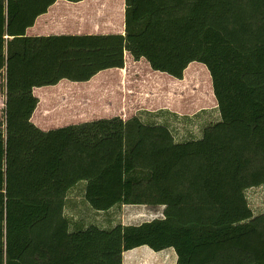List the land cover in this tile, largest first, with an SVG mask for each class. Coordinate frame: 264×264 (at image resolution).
Here are the masks:
<instances>
[{
  "label": "trees",
  "instance_id": "trees-1",
  "mask_svg": "<svg viewBox=\"0 0 264 264\" xmlns=\"http://www.w3.org/2000/svg\"><path fill=\"white\" fill-rule=\"evenodd\" d=\"M58 0H0V264H123V252L174 248L177 264H264V0H125V34L29 36ZM80 1V0H69ZM182 79L212 77L220 120L177 141L170 125L120 116L42 130L36 86L88 81L125 52ZM96 211L164 205L141 224L73 221L70 188Z\"/></svg>",
  "mask_w": 264,
  "mask_h": 264
},
{
  "label": "crops",
  "instance_id": "crops-1",
  "mask_svg": "<svg viewBox=\"0 0 264 264\" xmlns=\"http://www.w3.org/2000/svg\"><path fill=\"white\" fill-rule=\"evenodd\" d=\"M125 8V0H80L77 2L58 0L49 7L47 12L37 17L34 25L27 29V35L49 36L125 34ZM128 54L132 56L130 52H125V66L123 68L115 67L102 70L88 81H72L70 79L64 78L55 85L34 87L33 94L38 98V103L31 118L32 122L39 128H42V130H48L44 129L43 125L45 123V118L49 114V105H51L54 101L53 97L50 95L51 92H57L58 90V92L61 93V88L66 90V88L69 86H74L75 84H77V86H84V84H87L86 86L90 85L91 87V83L95 79L100 80V77L105 74H107L106 76L109 75L108 81L110 82L111 80V85L109 86L113 88L112 89L111 87L107 86L106 90L107 88L108 90L106 93H110L112 98L111 100L113 102H116V99L119 97L122 99L121 104H119V106L116 108V111L118 110L117 112L120 113H118L116 116H120L123 119H128L139 112L144 119H155L156 117L172 119L173 106L170 102L169 104H162L161 102L163 101L161 99H165L162 95L163 90L167 93V101H169L168 98L171 101L173 96L171 97L169 94H173V76L168 77L163 74L165 72L154 70L151 67L149 61L143 57L140 59H135L132 56V59H129ZM144 59L146 63L143 62ZM129 60L131 62L130 65ZM141 72L148 73V77L151 78L149 79L147 76L145 78V76L141 75ZM111 74H115L114 79H110ZM160 78L167 81V86L161 87L162 79ZM145 85H148V88ZM142 87L144 90L141 91ZM124 89H126V92ZM149 90L151 93L154 92L157 94V99L153 100L152 104L148 103L150 100L146 99L147 97L145 98V94H147V92L149 93ZM155 105L158 107L156 109H152V106ZM84 193L85 191L82 193L84 199H77V201L75 199H71L69 196L71 194L67 193L66 207L67 204L77 205L78 203H85L89 207L90 205L85 199ZM126 208H134V210L130 211L131 214H127L125 212ZM164 208V205L151 206L124 204L122 206H115L107 211L97 212L102 213L103 217L106 215L110 221L109 223L115 222L116 214H119L117 220L127 225L141 224L146 221H151L155 217L162 218L164 216ZM143 218L147 219L143 220L141 223H136V221H140ZM168 256L169 264H177L178 257L174 248L155 251L151 247L143 245L128 251H124L123 264H168V262H166Z\"/></svg>",
  "mask_w": 264,
  "mask_h": 264
},
{
  "label": "rangeland",
  "instance_id": "rangeland-1",
  "mask_svg": "<svg viewBox=\"0 0 264 264\" xmlns=\"http://www.w3.org/2000/svg\"><path fill=\"white\" fill-rule=\"evenodd\" d=\"M128 58L132 59V56L128 54ZM143 62L146 63L145 59ZM130 64L131 62L129 60V65ZM163 74L168 77L171 76L168 73ZM106 75L107 74L101 76L100 80L95 79L91 83V87L90 85L86 86L87 84H84V86H77V84H75L74 86H69L66 90L61 88V93H59L58 90L57 92H51L50 95L53 97L54 101L52 102L51 100L52 104L49 105V114L45 118V123L43 125L44 129L49 130L52 128L80 123L86 120L110 118L118 115L120 112H117L118 110L116 111V108L121 104L122 99L119 97L116 99V102H113L110 93H106L108 90V88L106 90V87H111L109 86L111 85V80L110 82L108 81L109 75ZM141 75L145 76V78L146 76L149 79L151 78L148 77V73L145 72H141ZM111 76L110 79L115 78V74H111ZM164 81L165 79H162L161 87L167 86V81H165V83ZM5 82V77L0 75V121L5 119ZM145 86L147 87L148 85ZM142 90H144L143 87L141 91ZM124 91L126 92V89H124ZM162 95L165 99H161L163 101L161 103L169 104L170 102L173 106V118L163 119L161 117H156L154 121L163 123L169 122L168 124L170 125L177 141L201 138L203 136V131L207 126L220 120V111L213 90L212 77L208 68L201 62L194 61L190 63L188 68L184 71L182 79L173 77V94H169V96H173L171 101L169 98V101H167V93L163 90ZM145 98L149 99L150 101L148 103L152 104V101L157 99V94L154 92L151 93L150 91L145 94ZM157 107V105L152 106V109H156ZM136 114L139 115L141 113L138 112ZM85 186L86 182L84 181L81 184L70 188L68 194H71L74 191L69 195L71 199H75L76 201L77 199H84L82 193L86 190ZM247 195L249 198V205L254 210V213L259 214L264 212V186L250 188L247 191ZM132 210H134V208H126L125 212L131 214L130 211ZM65 213L71 220L83 221L86 224L95 223L101 226H107L110 222L106 215L103 217L102 213L97 212L91 205L88 207L85 203H78L77 205L67 204V207H65ZM118 215L119 214H116V221L111 222V224H116L118 222ZM145 219L147 218L136 221V223H141ZM166 262L169 264V256L167 257Z\"/></svg>",
  "mask_w": 264,
  "mask_h": 264
}]
</instances>
